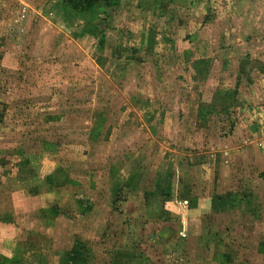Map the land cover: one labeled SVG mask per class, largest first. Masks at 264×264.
Segmentation results:
<instances>
[{"label":"rangeland","instance_id":"1","mask_svg":"<svg viewBox=\"0 0 264 264\" xmlns=\"http://www.w3.org/2000/svg\"><path fill=\"white\" fill-rule=\"evenodd\" d=\"M99 3L0 0V264H264V0Z\"/></svg>","mask_w":264,"mask_h":264},{"label":"trees","instance_id":"2","mask_svg":"<svg viewBox=\"0 0 264 264\" xmlns=\"http://www.w3.org/2000/svg\"><path fill=\"white\" fill-rule=\"evenodd\" d=\"M101 0H65V2L71 3L74 8H78L80 10H88V9H92V8H99L100 2ZM119 0H106L107 3H111V2H118Z\"/></svg>","mask_w":264,"mask_h":264}]
</instances>
